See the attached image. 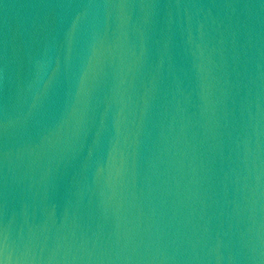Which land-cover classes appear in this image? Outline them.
<instances>
[{"label":"water","instance_id":"water-1","mask_svg":"<svg viewBox=\"0 0 264 264\" xmlns=\"http://www.w3.org/2000/svg\"><path fill=\"white\" fill-rule=\"evenodd\" d=\"M0 264H264V0H0Z\"/></svg>","mask_w":264,"mask_h":264}]
</instances>
